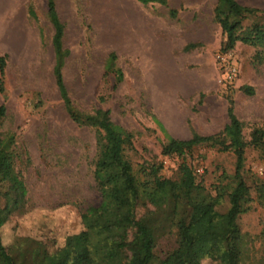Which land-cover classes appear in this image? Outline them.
I'll list each match as a JSON object with an SVG mask.
<instances>
[{"label":"rangeland","instance_id":"obj_1","mask_svg":"<svg viewBox=\"0 0 264 264\" xmlns=\"http://www.w3.org/2000/svg\"><path fill=\"white\" fill-rule=\"evenodd\" d=\"M235 1L264 9V0ZM29 4L34 23L25 15ZM213 4L54 0L61 42L68 50L60 74L72 105L87 113L107 109L109 119L132 134L134 165L167 158L158 173L173 177L184 162L193 171L200 169L193 173L195 181L210 192L218 179L232 174L233 154L198 146L183 158L163 157L165 134L187 140L192 133L219 131L227 120V96L244 141L252 128L264 127V63H253L254 48L236 43L230 51L236 79L228 87L218 81L215 54L223 35L212 20ZM168 8L176 10L175 17L167 16ZM45 12L44 0H0V137H13V169L25 188L23 213L10 215L0 226V236L15 251L26 240L42 243L49 252L60 248L48 256L47 264H61L81 250L85 238L124 222L126 192L106 150L98 151L94 133L71 123L62 107L50 72L52 29ZM109 52L115 55L119 82L103 69ZM242 87L251 88L252 95ZM243 170L264 178L257 150L245 148ZM141 213L138 209L137 215ZM238 228L248 250L243 264H262L258 232L264 228V209L251 202ZM188 231L198 237V254L220 244L224 235L223 222L206 224L196 213ZM172 245V237L164 236L157 249L163 253ZM200 264L215 262L205 257Z\"/></svg>","mask_w":264,"mask_h":264},{"label":"trees","instance_id":"obj_2","mask_svg":"<svg viewBox=\"0 0 264 264\" xmlns=\"http://www.w3.org/2000/svg\"><path fill=\"white\" fill-rule=\"evenodd\" d=\"M44 1V17L52 29L53 64L50 72L62 107L71 123L94 133L98 151L102 147L106 150L116 169V177L126 192L124 222L85 238L81 250L61 264H200L205 257L215 264H243L248 250L238 228L239 217L248 211L251 202L264 209V178L246 175L243 170L244 150L247 147L257 150L264 162V127L252 128L248 140L244 141L241 124L233 113V101L227 96V120L219 131L203 136L192 133L187 140L173 139L165 134V141L160 146L163 157L183 158L198 146L216 147L219 151L233 154L232 174L222 176L225 181L218 179L211 186L212 192L195 181L194 171L184 162L176 167L173 177L159 175L161 161L134 165L130 160L135 152L132 134L113 123L107 109L98 107L87 113L72 105L60 74L68 54L61 42L62 24L57 18L54 0ZM136 1L142 6L167 3V0ZM34 13L33 7L27 5L26 18L33 23L36 20ZM212 13V20L223 35L219 52H229L239 43L254 48L253 63H264V9L243 6L235 0H214ZM176 14L174 8L167 9L168 17ZM114 61V53L109 52L103 69L111 71L113 80L119 82L121 73ZM2 63L3 55H0V73ZM241 90L246 95L253 93L249 87ZM3 114L4 107L0 104V117ZM12 143V135L0 137V226L10 215L22 214L25 204L24 185L13 169ZM99 194L102 195L101 190ZM138 209H142L140 215H137ZM192 213L205 219L206 224L223 222L221 243L215 244L205 254L195 251L198 237L188 231ZM258 233L264 256V228ZM164 236L172 237L173 245L160 253L157 244ZM60 250L49 252L42 243L26 240L23 247L15 251L6 246L0 236V264H47L48 256Z\"/></svg>","mask_w":264,"mask_h":264},{"label":"built area","instance_id":"obj_3","mask_svg":"<svg viewBox=\"0 0 264 264\" xmlns=\"http://www.w3.org/2000/svg\"><path fill=\"white\" fill-rule=\"evenodd\" d=\"M215 60L217 62L218 70V81L221 82L223 86H230L235 81L236 76V63L235 58L231 52H219L215 54ZM167 158L161 159L163 164L166 163ZM200 169H195L194 173H199Z\"/></svg>","mask_w":264,"mask_h":264}]
</instances>
